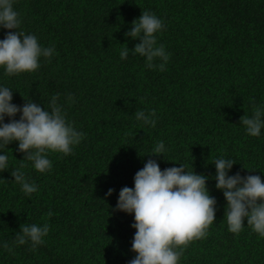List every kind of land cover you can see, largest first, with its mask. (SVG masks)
<instances>
[{"label": "trees", "instance_id": "16d2710c", "mask_svg": "<svg viewBox=\"0 0 264 264\" xmlns=\"http://www.w3.org/2000/svg\"><path fill=\"white\" fill-rule=\"evenodd\" d=\"M14 7L22 30L55 54L32 73L8 77L0 69V84L20 106L32 99L47 107L58 94L68 120L86 136L71 155L50 153V172L25 168L39 186L30 197L11 176L24 158L18 142L5 149L10 167L0 172V241L11 243L25 223H47L50 232L35 250L0 248V264H129L136 255L134 215L116 205L149 159L162 170L184 163L209 176L217 200L208 236L192 242L180 264H264V238L246 219L240 234L228 231L227 202L212 178V162L224 156L236 161L230 175L264 180V129L251 137L241 125L254 105H264V0H15ZM143 10L166 25L158 34L171 53L163 72L147 69L145 58L131 52L127 60L119 56L123 44L134 49L140 42L125 33ZM8 31L0 29V39ZM137 110H155L156 127H142ZM161 140L168 160L150 155Z\"/></svg>", "mask_w": 264, "mask_h": 264}, {"label": "clouds", "instance_id": "9594fccd", "mask_svg": "<svg viewBox=\"0 0 264 264\" xmlns=\"http://www.w3.org/2000/svg\"><path fill=\"white\" fill-rule=\"evenodd\" d=\"M14 4L15 0H0V29L9 30L0 39V69L8 77L35 72L41 67L42 58L50 62L55 54L54 46L45 47L37 35L22 30V18ZM165 27L164 21L154 12L143 10L125 33L126 37L140 42L134 49L123 44L120 59L127 60L131 52L132 56L145 58L147 69L165 71L171 53L158 42V34ZM13 93L11 88L0 84V172L10 167V157L5 149L18 142V151L24 154V158L18 167L11 169V176L24 195L30 197L39 186L30 181L25 168L30 164L41 174L50 172L53 164L49 154H73L86 134L68 120L58 94L51 97L47 107H42L32 99H26L22 106L17 105L13 103ZM74 99L69 94L68 101ZM18 114L19 119H16ZM134 117L142 127H156L155 110H137ZM6 118L10 122L6 123ZM241 125L248 136L261 137L264 105H254L251 116L241 117ZM167 152L168 148L161 140L156 142L150 155L166 159ZM235 163L234 159L224 156L212 162L216 169L212 177L216 181L215 187L223 192L227 202L228 231L240 234L246 219L247 227L264 238V180L259 175L244 176L239 172L230 175ZM208 180L209 176L189 170L184 163L162 170L156 159H149L137 171L134 187H123L116 205V211L134 215L132 227L136 231L131 251L136 255L129 264H180L189 245L208 236L217 211V200L210 194ZM113 192L114 189H109L106 196ZM49 232L47 223L21 224L14 240L11 243L0 241V248L14 254L15 247L30 244L35 250L46 242Z\"/></svg>", "mask_w": 264, "mask_h": 264}]
</instances>
